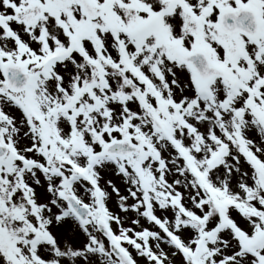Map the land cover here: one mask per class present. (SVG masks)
Listing matches in <instances>:
<instances>
[{
	"label": "snow or ice",
	"instance_id": "snow-or-ice-1",
	"mask_svg": "<svg viewBox=\"0 0 264 264\" xmlns=\"http://www.w3.org/2000/svg\"><path fill=\"white\" fill-rule=\"evenodd\" d=\"M0 264H264V0H0Z\"/></svg>",
	"mask_w": 264,
	"mask_h": 264
}]
</instances>
